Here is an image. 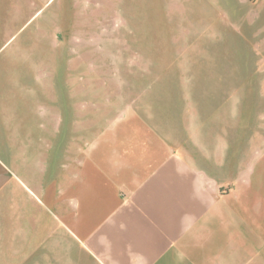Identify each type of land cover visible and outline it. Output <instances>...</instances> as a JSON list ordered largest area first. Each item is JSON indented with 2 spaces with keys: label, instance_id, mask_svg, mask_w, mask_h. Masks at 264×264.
<instances>
[{
  "label": "crops",
  "instance_id": "1",
  "mask_svg": "<svg viewBox=\"0 0 264 264\" xmlns=\"http://www.w3.org/2000/svg\"><path fill=\"white\" fill-rule=\"evenodd\" d=\"M16 27L19 35L6 29L12 47L1 63L7 71L0 114L7 135L17 132L11 159L20 195L28 191L35 202L34 219L25 221L21 204L15 223L2 220L0 210V264H41V245L46 239L56 244L58 233L64 264H264V128H256L257 141L253 128H244L233 142L231 128L202 135L146 128L132 119L91 128L88 138L89 128H73L77 100L70 86L65 98L24 93L21 84L34 70L30 64L40 62L41 46L26 45L23 38L35 32L23 23ZM74 132L85 139L74 143ZM182 132L205 166L186 148ZM5 159L4 174L12 163L7 151ZM223 182L235 188L221 193ZM40 209L50 220L42 239ZM51 251L48 264H56Z\"/></svg>",
  "mask_w": 264,
  "mask_h": 264
},
{
  "label": "rangeland",
  "instance_id": "2",
  "mask_svg": "<svg viewBox=\"0 0 264 264\" xmlns=\"http://www.w3.org/2000/svg\"><path fill=\"white\" fill-rule=\"evenodd\" d=\"M21 23L35 32L23 38L26 45L41 46L40 62L30 64L34 70L21 84L24 93L65 98L70 86L77 100L73 128H89L88 138L91 128L132 119L146 128L202 135L208 128H231L233 142L244 128H253L251 139L257 141L256 128H264V0H0V93L7 71L1 63L12 47L5 43L6 29L19 35ZM16 136L7 135L0 114V160L6 161L7 151L13 161ZM73 136L78 144L86 134ZM181 139L205 166L183 132ZM6 166L0 173L2 220L15 223L21 204L28 210L25 221L32 223L33 197L28 191L20 195L16 162ZM234 188L223 182L220 192ZM47 213L40 209L41 239ZM50 247L56 264H64V235L58 233L56 244L46 239L41 245V264H48ZM72 250L69 245V252L78 253Z\"/></svg>",
  "mask_w": 264,
  "mask_h": 264
}]
</instances>
